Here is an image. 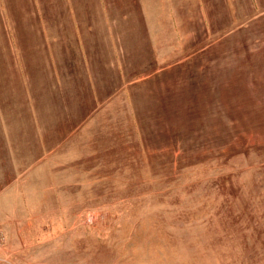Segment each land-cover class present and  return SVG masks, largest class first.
<instances>
[{"label": "rangeland", "instance_id": "374dc122", "mask_svg": "<svg viewBox=\"0 0 264 264\" xmlns=\"http://www.w3.org/2000/svg\"><path fill=\"white\" fill-rule=\"evenodd\" d=\"M0 264H264V0H0Z\"/></svg>", "mask_w": 264, "mask_h": 264}]
</instances>
